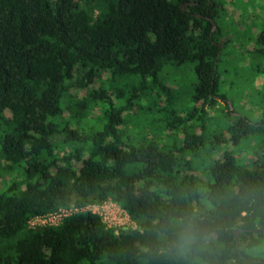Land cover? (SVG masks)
Returning a JSON list of instances; mask_svg holds the SVG:
<instances>
[{
    "label": "trees",
    "instance_id": "trees-1",
    "mask_svg": "<svg viewBox=\"0 0 264 264\" xmlns=\"http://www.w3.org/2000/svg\"><path fill=\"white\" fill-rule=\"evenodd\" d=\"M223 1L0 0V264H264V105L252 120L221 92ZM251 41L258 70L264 30ZM187 63L183 108L159 74ZM207 108L236 148L254 138L255 160L228 147L201 159L224 141L222 129L208 136ZM106 200L136 228L83 210ZM71 205L58 224L29 227ZM193 214L208 239L182 254L172 222Z\"/></svg>",
    "mask_w": 264,
    "mask_h": 264
},
{
    "label": "rangeland",
    "instance_id": "rangeland-1",
    "mask_svg": "<svg viewBox=\"0 0 264 264\" xmlns=\"http://www.w3.org/2000/svg\"><path fill=\"white\" fill-rule=\"evenodd\" d=\"M222 10V14L218 19V25L225 35L223 39L229 40V42L224 49L226 55L220 67V89L228 100L232 101V109H236L237 113H243L252 120H255L261 115V106L264 105V71L262 70V65L264 64L260 62L258 63L259 69H253L251 62H257L258 57L255 55L252 56L250 51L253 46L251 39L255 37V34L264 30V0H224ZM162 71L163 72H161L159 76H162L163 82L167 85L174 83L172 87L179 93L182 102L180 104L184 108L188 104L187 99L189 98V94L195 82L193 66L187 63L178 67L166 68ZM105 76L106 74L103 75V77ZM97 85L98 83L95 84V86ZM153 96H155V93H153ZM148 101L145 97L141 100V103H145L143 106H146ZM222 104L224 105L225 101L222 102ZM160 105H163L162 101ZM206 110L208 115L206 121L207 131H209L208 136L222 129L224 141L219 145H215L216 147H208V149L203 152L201 159H203L205 163L211 159H218L221 156L222 148L228 147L243 161L250 162L255 160L256 157L252 151V147H254V138L248 144L236 148L228 139L229 132H227L226 126H224V124L222 127L219 125L222 124L223 121L218 122V120L222 118L216 115V109L207 108ZM142 111L144 112V110ZM143 112L140 111V113H137L136 111L137 114H135V117L137 118L135 119L139 120L140 123H150L154 116L150 111ZM158 115L160 118L155 124L161 127L164 124L165 115L163 112H159ZM99 116V108L96 106L92 109L88 119L89 122H86V124H94V121L90 120H96ZM131 120L133 119L130 116L128 128L131 132L135 133L136 130ZM188 123L191 124V120L188 121ZM155 124L152 122L150 127H155ZM150 127L144 129L147 134L151 133ZM196 131L199 132L200 130L196 129ZM165 133L167 135L170 132L164 129V134ZM77 165L79 166L80 164L78 163ZM200 175L203 177L202 172H200ZM2 180V176H0V185L2 184ZM133 225L136 226L135 223L123 224L121 226H125L122 229H128Z\"/></svg>",
    "mask_w": 264,
    "mask_h": 264
},
{
    "label": "built area",
    "instance_id": "built-area-1",
    "mask_svg": "<svg viewBox=\"0 0 264 264\" xmlns=\"http://www.w3.org/2000/svg\"><path fill=\"white\" fill-rule=\"evenodd\" d=\"M83 210H88L98 214L105 226L115 232L124 228L125 226H121L123 224H134L128 213L118 203L112 200H106L100 204H89ZM77 211H79V209L73 207L72 205L69 207H60L56 211L32 217L28 221V224L31 228L41 225H56L64 217ZM130 228L133 229L136 228V226L133 225Z\"/></svg>",
    "mask_w": 264,
    "mask_h": 264
},
{
    "label": "clouds",
    "instance_id": "clouds-1",
    "mask_svg": "<svg viewBox=\"0 0 264 264\" xmlns=\"http://www.w3.org/2000/svg\"><path fill=\"white\" fill-rule=\"evenodd\" d=\"M172 226L176 229V239L171 242V246L182 254L191 251L208 239L200 231L198 217L195 214L188 217L175 218Z\"/></svg>",
    "mask_w": 264,
    "mask_h": 264
},
{
    "label": "water",
    "instance_id": "water-1",
    "mask_svg": "<svg viewBox=\"0 0 264 264\" xmlns=\"http://www.w3.org/2000/svg\"><path fill=\"white\" fill-rule=\"evenodd\" d=\"M213 28H215V25L213 26Z\"/></svg>",
    "mask_w": 264,
    "mask_h": 264
}]
</instances>
